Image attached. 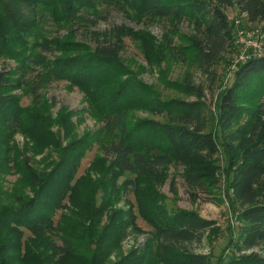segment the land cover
<instances>
[{
    "label": "trees",
    "instance_id": "16d2710c",
    "mask_svg": "<svg viewBox=\"0 0 264 264\" xmlns=\"http://www.w3.org/2000/svg\"><path fill=\"white\" fill-rule=\"evenodd\" d=\"M60 4V0H0V60L4 61L0 70V133L20 130L37 137L39 127L34 117L45 108L43 91L62 81L92 91V86L99 85L94 83L97 71L103 74L106 69L117 68L124 49L118 39V29L105 33L87 30L98 44L96 49H91L86 56L62 58L58 53L69 44L58 37H46L44 26L49 24L50 18L73 36L77 24L96 25L95 16L103 4L128 19L151 18L164 28L188 23L194 31L190 43L195 59L212 83L217 80V65L235 46L228 10L236 8L249 22L264 23V0H64V4ZM60 10L61 16L57 14ZM232 81L220 93L219 134L207 131L205 91L195 85L189 74L185 77V89L197 97L195 101H161L143 94L123 102L127 87L111 90L104 102L103 97H99V101L93 98L95 107L91 109L102 115V122L110 133L117 130L118 135L109 143L89 135L70 143L61 150V160L50 172H36L26 157L24 171L33 195L20 199V208L6 207L0 211V251L15 248L10 232L19 227L38 236L47 234L50 229L59 232L53 216L62 207L80 162L93 143H100L105 155L112 157L118 167L110 172V180L118 189L115 191L133 194L138 202L142 201L143 218L159 237L156 249L149 243L119 264H212L210 257L191 251L190 246L201 243L215 221L193 211L168 212L157 190L168 180L171 168L182 169L189 189L206 188L208 180L216 175L215 160L222 147L228 155L229 166L235 168L228 184L240 222L235 249L252 251L264 245V104L255 107L240 104L241 98L246 100L245 91L258 93V88L264 91V56H250L246 62L238 63ZM26 95L33 98L37 107L21 104ZM139 98L146 100L151 111L166 115L169 121L148 120L128 128L129 106ZM41 133L46 135V144L58 145L55 135L45 130ZM5 161L0 163V172L12 169L10 158ZM108 173L109 170L103 177ZM123 175L126 177L117 185ZM102 183L103 180L100 185ZM172 190L176 191L173 182ZM115 198L109 197L108 201ZM131 220L132 216L126 212H116L107 229L112 230V237L104 234L106 240L122 242L119 234L123 235L124 225ZM60 240L61 244L54 240L49 242L55 253L64 256L74 252L72 240L63 235ZM229 264H264V258L255 252L245 256L233 254Z\"/></svg>",
    "mask_w": 264,
    "mask_h": 264
},
{
    "label": "rangeland",
    "instance_id": "374dc122",
    "mask_svg": "<svg viewBox=\"0 0 264 264\" xmlns=\"http://www.w3.org/2000/svg\"><path fill=\"white\" fill-rule=\"evenodd\" d=\"M60 2L64 4V0ZM98 10L96 25H74L77 31L74 36L69 34L67 28H59L50 18L49 24L44 26L46 37H58L69 44L58 53L59 57L86 56L98 46L87 30L105 33L118 29V39L124 49L117 68L106 69L103 74L96 72L97 80L94 83L99 85L92 86L93 93L68 81L56 83L43 91L42 104L44 103L45 108L34 117L36 126L39 127L36 133L38 138L23 134L20 130H14L11 134L4 131L0 133V163H6L5 160L9 157L12 167L0 172V211L6 207L20 208V199L25 200L33 195L24 171L26 157L30 159L36 172H50L60 162L63 155L61 150L70 143L87 135L109 143L118 135L117 130L110 133L102 122V115L91 109L95 107L93 98L99 101L98 98L103 97L104 102L111 90L127 87L122 97L123 102L143 94L161 101H195L197 97L188 94L185 89V77L189 74L195 85L202 86L205 91L204 102L208 107L207 131L219 134L220 93L232 84L236 70L234 67L238 64L236 61L243 52L250 56L264 55V23H251L236 8L229 9L227 14L235 46L228 50L224 61L217 65V80L212 83L202 73L195 59V50L190 43L194 31L188 23H181L177 27L166 24L167 27L164 28L150 20L151 18L128 19L104 4ZM60 13L57 12L61 16L62 10ZM251 42L260 43L262 52L247 48ZM7 63L14 65L13 62ZM3 65L4 61L0 60V70ZM259 90L258 88V93L245 91L243 95L246 100L241 98L240 104L252 107L264 104V91ZM21 104L25 107H37L29 95L22 98ZM148 120L161 123L169 121L166 115L151 111L146 100L139 98L138 102L129 106L128 128ZM42 130L55 135L59 139L58 145L46 144L47 138L46 135L42 136ZM228 161L225 149L220 148L215 160L216 175L208 180L206 188L189 189L182 176V169L171 168L168 180L157 190L163 197L162 204L168 212L193 211L205 219L215 221V226L203 241L190 246L191 251L210 257L212 264H229L233 254L245 256L255 252L264 258V245L252 251L235 249L240 237V222L237 218L238 210L231 201L232 192L228 189L235 168L231 169ZM116 169L118 167L115 166L114 159L105 155L100 143H93L92 149L86 152L80 162L62 207L53 216L55 225L60 227L59 232L50 229L47 234L38 236L22 227L11 231L15 248L0 251V264H119L132 252L140 251L149 243L156 249L159 237L143 218L142 201L138 202L137 196L133 194L115 191L118 189L110 179ZM107 170L109 173L103 177ZM126 176L120 177L117 185ZM172 182L176 191L172 190ZM109 197L116 198L108 201ZM119 211L131 215L132 220L124 225V236L119 234L123 241L118 244L112 240L107 241L104 234L112 237V230L107 229L111 227V217ZM62 235L74 243L73 253L61 256L50 247L51 240L61 244Z\"/></svg>",
    "mask_w": 264,
    "mask_h": 264
},
{
    "label": "built area",
    "instance_id": "2783aa9c",
    "mask_svg": "<svg viewBox=\"0 0 264 264\" xmlns=\"http://www.w3.org/2000/svg\"><path fill=\"white\" fill-rule=\"evenodd\" d=\"M247 48L253 49L255 52H262V45L258 42H251ZM260 56V54H258ZM252 56H257V54H254ZM264 56V55H262ZM250 58V55H247L245 52L241 53L239 56L238 60L236 61L237 63H244ZM236 65L234 67V70L236 69Z\"/></svg>",
    "mask_w": 264,
    "mask_h": 264
}]
</instances>
